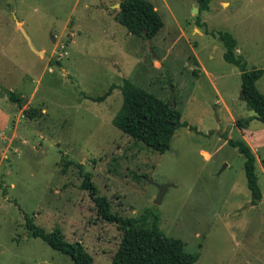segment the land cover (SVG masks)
I'll return each instance as SVG.
<instances>
[{
  "label": "rangeland",
  "instance_id": "1",
  "mask_svg": "<svg viewBox=\"0 0 264 264\" xmlns=\"http://www.w3.org/2000/svg\"><path fill=\"white\" fill-rule=\"evenodd\" d=\"M120 1L0 0V113L9 117L0 135V264H71L28 235L26 218L79 242L94 264L110 263L121 233L98 219L73 164L112 213L157 217L165 235L199 254L195 264H264V128L235 124L252 117L239 99L241 70H262L264 95V0H210L200 14L194 0H147L163 23L151 40L118 23ZM196 17L234 38L240 66L224 60L216 36L195 32ZM125 80L171 101L186 123L164 153L113 125ZM9 94L20 95V110ZM244 138L257 157L256 203L244 158L226 142Z\"/></svg>",
  "mask_w": 264,
  "mask_h": 264
},
{
  "label": "trees",
  "instance_id": "2",
  "mask_svg": "<svg viewBox=\"0 0 264 264\" xmlns=\"http://www.w3.org/2000/svg\"><path fill=\"white\" fill-rule=\"evenodd\" d=\"M197 14L209 9L210 0H194ZM117 21L126 31L133 36H141L151 40L162 28L163 23L153 5L147 0H121L118 4ZM195 27L201 28L206 35L216 36L224 48L223 58L240 66V59L235 55L236 43L227 32L218 31L216 34L206 29L195 19ZM145 31L144 36L142 32ZM261 69L241 70V92L244 96L246 108L252 112V117L239 118L235 124L239 129H246L248 122L256 119L264 128V95L256 89V81L262 75ZM114 86H110L107 92L93 101L103 100L109 95ZM122 96L121 107L114 117L113 125L124 135L136 142L143 144L157 154L164 153L173 133L180 127H187L181 121V114L171 101L158 99L153 94L137 87L128 80L123 81L119 87ZM8 99L18 109L22 107L19 96L9 94ZM23 110L28 118H33L34 110ZM232 148H235L244 158L243 171L246 186L250 192L252 203L261 199V193L257 185L255 174V156L250 147L243 140L226 139ZM72 164L67 161L63 168ZM78 169L81 179L80 189L85 191L90 198L95 214L104 223L114 224L121 233L117 248L110 259L109 264H195L198 253H187L183 249V242L178 238L165 235L158 228V219L147 213L137 217H125L112 213L110 204L104 196L98 194L96 187L90 180L88 173L83 174L79 164H73ZM25 228L28 235L39 238L51 249L66 255L71 264H94L92 257L85 251L79 242H68L62 232L55 228L46 231L44 228L34 225L30 219H25Z\"/></svg>",
  "mask_w": 264,
  "mask_h": 264
},
{
  "label": "crops",
  "instance_id": "3",
  "mask_svg": "<svg viewBox=\"0 0 264 264\" xmlns=\"http://www.w3.org/2000/svg\"><path fill=\"white\" fill-rule=\"evenodd\" d=\"M118 5V4H117ZM154 7V10L157 12V9H156V7L155 6H153ZM197 30H195V32L196 33H198V28H196ZM43 50H41L40 51V54H38L39 55V57L40 58H42V56H43ZM195 61H196V65H197V60H196V58H195ZM2 96L3 95H1L0 97L2 98ZM31 96V95H30ZM19 97H20V95H19ZM21 98V97H20ZM22 99V98H21ZM9 103H11V102H9ZM12 105H13V107L15 108H17V106L15 105V104H13V103H11ZM22 104H23V102H22ZM22 107H23V105H22ZM21 107V108H22ZM20 108V109H21ZM18 109V108H17ZM20 109H18V110H20ZM22 111V110H21ZM14 112V111H13ZM8 119H9V117H8V115H6V114H4V113H0V135L2 134V132H4L5 133V129L6 128H8ZM243 131V130H242ZM259 133L260 134H262L263 136H264V129L263 130H261V131H259ZM242 135H243V132H242ZM1 137V136H0ZM18 138V135L15 133V132H12V134H11V138ZM245 139V141H246V143L248 144V146L250 147V149L252 150V152H253V154H254V156H255V161H257V157H256V155H255V152H254V148H253V145H252V142H250L247 138H244ZM25 141V140H24ZM261 199H262V195H261ZM260 199V200H261Z\"/></svg>",
  "mask_w": 264,
  "mask_h": 264
},
{
  "label": "water",
  "instance_id": "4",
  "mask_svg": "<svg viewBox=\"0 0 264 264\" xmlns=\"http://www.w3.org/2000/svg\"><path fill=\"white\" fill-rule=\"evenodd\" d=\"M142 34L145 36L146 35L145 31H143ZM37 54H40V52H38ZM239 99L244 102V96H243V93L242 92L240 93ZM172 106H174L173 103H172ZM165 189H166V186L165 185L164 186H159V192H158L157 200H156L155 203H157V204L159 203L160 197L162 196V194L165 191Z\"/></svg>",
  "mask_w": 264,
  "mask_h": 264
}]
</instances>
